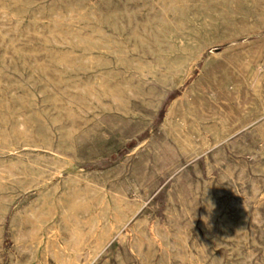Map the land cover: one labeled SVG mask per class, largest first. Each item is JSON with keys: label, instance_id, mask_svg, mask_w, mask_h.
Here are the masks:
<instances>
[{"label": "rangeland", "instance_id": "rangeland-1", "mask_svg": "<svg viewBox=\"0 0 264 264\" xmlns=\"http://www.w3.org/2000/svg\"><path fill=\"white\" fill-rule=\"evenodd\" d=\"M0 264H264V0H0Z\"/></svg>", "mask_w": 264, "mask_h": 264}, {"label": "bare ground", "instance_id": "bare-ground-1", "mask_svg": "<svg viewBox=\"0 0 264 264\" xmlns=\"http://www.w3.org/2000/svg\"><path fill=\"white\" fill-rule=\"evenodd\" d=\"M55 14V13H54ZM87 22H89V21H87ZM91 23V22H90ZM107 23V22H106ZM94 30V29H93ZM113 36V35H112ZM139 36V35H138ZM134 37V36H133ZM76 38V37H75ZM154 39V38H153ZM134 42V41H133ZM154 42H155V40H154ZM59 47V46H58ZM118 50V49H117ZM95 51V50H94ZM121 51V50H120ZM119 51V52H120ZM102 52V51H101ZM116 60V59H115ZM124 61V60H123ZM78 62V61H77ZM100 66V65H99ZM133 66V65H132ZM136 67V66H135ZM75 68H77V67H75ZM70 70V69H69ZM81 70H82V68H81ZM85 71V70H84ZM200 72H201V70H200ZM140 73V72H139ZM189 75V74H188ZM217 77V76H216ZM209 78H211V77H209ZM198 79V78H197ZM199 80V79H198ZM204 80V79H203ZM205 81V80H204ZM211 81V80H210ZM217 81V80H216ZM215 81V82H216ZM192 82H194V81H192ZM201 82V81H200ZM208 82V81H207ZM182 83V82H181ZM203 83V82H202ZM194 84V83H193ZM181 85V84H180ZM195 85V84H194ZM201 85V84H200ZM205 86V85H204ZM125 87V86H124ZM201 87V86H200ZM214 87V86H213ZM197 89V88H196ZM211 89V88H210ZM193 90V89H192ZM212 90V89H211ZM236 90V89H235ZM188 91V90H187ZM22 92H23V90H22ZM189 92V91H188ZM194 92H195V90H194ZM202 93H203V91H202ZM207 95V94H206ZM189 96V95H188ZM194 96V95H193ZM211 97V96H210ZM216 100H217V98H216ZM215 100V101H216ZM192 104V103H191ZM208 105V104H207ZM208 107V106H207ZM175 108V107H174ZM183 108H184V106H183ZM206 111H207V109H206ZM185 112H186V110H185ZM196 112V111H195ZM194 112V113H195ZM191 113V112H190ZM188 114V113H187ZM2 117V116H1ZM177 117V116H176ZM175 119V118H174ZM176 120V119H175ZM178 120V119H177ZM11 126V125H10ZM191 127V126H190ZM189 129V128H188ZM180 132V131H179ZM180 134V133H179ZM206 135V134H205ZM14 136V135H13ZM183 136V135H182ZM63 137V136H62ZM17 145V144H16ZM55 148V147H54Z\"/></svg>", "mask_w": 264, "mask_h": 264}]
</instances>
